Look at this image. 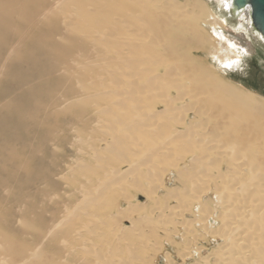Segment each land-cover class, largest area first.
Masks as SVG:
<instances>
[{
  "label": "bare ground",
  "instance_id": "bare-ground-1",
  "mask_svg": "<svg viewBox=\"0 0 264 264\" xmlns=\"http://www.w3.org/2000/svg\"><path fill=\"white\" fill-rule=\"evenodd\" d=\"M58 17H62V29L58 26ZM200 21L211 27L222 23L199 0L182 3L178 0H0V61L9 51L5 58L8 66L0 67V75L5 71L10 83L23 90L24 102L31 105L30 113L18 114L13 123H19L26 132L39 133L45 150L61 149L74 132L78 146L82 144L84 148L77 152L86 156L72 169L80 177L64 180L75 190L69 194L66 204L59 205L63 206L61 216L57 220L56 214L50 212L51 224L44 227L45 231L31 226L34 232L31 244L15 240L25 237L22 229L15 230L16 236L0 231V264H72L79 258L93 259V264L136 261L138 256L132 248L135 242L127 245L130 240L126 232L118 229L115 232L119 234L113 238L102 237V230L107 226L104 219L113 218L110 204L117 189L129 186L125 182L130 171L122 172L116 165L129 162L138 141L150 144L154 134L166 137L171 129L165 122L174 118L176 110L183 113L177 119L179 128H175L169 146L173 143L182 153L187 146L196 147V138L203 142L209 132L220 140L217 142L215 138V143H221L214 160L223 165L216 168L217 176H208L210 181H221L212 188L225 217L222 224L227 232L220 236L227 255L215 264H264V100L242 86L236 87L211 68H202L190 57L193 47L204 49L209 45L217 50L213 59L227 63L228 55L232 57L222 44L214 45L199 30ZM177 31L187 33L189 38L179 41ZM13 40L18 43L10 48L9 41ZM19 45H26V49L20 52ZM31 78L37 81L32 82ZM169 87L174 96L169 93ZM8 90L0 88V100L9 94ZM177 103L181 105L175 106ZM3 108L10 110L11 105L6 103ZM57 121L60 127L48 124ZM198 128L201 132L197 134ZM169 146L164 145L153 153V149L149 150L147 163L173 156ZM48 155L56 158L51 152ZM200 157L193 154L187 159L184 154L180 160L184 169L190 167V170L195 165L207 169L203 163L205 158ZM13 159L18 162L11 165L13 171L2 173L10 180L27 171L18 161L19 157ZM186 160L192 166L188 167ZM45 161L41 157L37 162L44 166ZM5 165L1 166L4 172ZM48 170L59 172L61 168L55 160L49 162ZM177 175L184 177L180 171ZM23 176L20 178L27 180L28 186L42 181L38 182L35 175L37 178L29 182L28 172ZM80 179L84 182L79 183ZM15 185L13 192L5 190L4 193L7 185L0 180V190H3L0 198L7 201L10 192V200L14 197L17 200V191L20 188L22 191V185L17 182ZM45 200L49 201L47 197ZM45 200L39 201L40 206ZM161 209L163 217L174 213L168 207ZM125 210L118 213L123 214ZM23 215L20 218L26 214ZM17 216L13 210L9 224ZM8 220L0 216L1 223ZM90 220L94 221L91 225ZM25 228L31 230L28 225ZM59 237L65 245L62 250L55 245ZM46 238L50 242L45 246ZM187 258L183 256V264Z\"/></svg>",
  "mask_w": 264,
  "mask_h": 264
},
{
  "label": "rangeland",
  "instance_id": "rangeland-1",
  "mask_svg": "<svg viewBox=\"0 0 264 264\" xmlns=\"http://www.w3.org/2000/svg\"><path fill=\"white\" fill-rule=\"evenodd\" d=\"M178 1L181 3L183 2V0H178ZM187 1L193 2V0H187ZM199 1L205 4L210 9L211 13L222 21V23L216 27H211L210 25H207L200 21L198 22L199 30H201L204 34H206L207 35L206 37L211 42L215 43L214 45L218 46L222 44L221 46L226 48L232 57H229L228 55L227 63L219 62L215 58L213 59L217 50L215 46H211V45L206 46V48L204 49H198L196 47H193L189 53L190 57L193 58L197 63V65L201 66L202 68L205 69L211 68L210 70H214L219 76H222L223 78L229 80L236 87L242 86V88L258 95L264 100V46L261 43H259L256 40V38L252 35L248 26L247 16L243 14L237 19L230 18V16L228 15L229 13L226 9L227 0H199ZM60 18L58 17L57 22H58V26L59 27L61 26L60 28L62 29L63 28L62 27L63 25L61 23L62 17ZM14 27L16 28L17 26L15 25ZM176 34L178 35L179 37L178 39L181 42L189 38L188 34L184 33L183 31L182 32L177 31ZM9 42H10L9 43L10 48H13L18 43L16 40ZM18 47H20L19 49L20 52L26 49V45H21V46L19 45ZM8 52L9 51H6L3 54L2 60L0 61V65H1L0 67L8 66L7 63L8 60L6 61L5 59L8 56ZM31 80L32 82L37 81L36 78H31ZM4 86H6V88ZM0 88L9 89L8 91H10L9 94L6 93L5 96L2 98V100H0V152L3 150L2 151L3 153L2 152L0 153V170L2 169L1 168L2 164L7 165V166L5 165L7 171L6 170L5 172L2 170L0 171L1 172L0 180L5 181L7 185V187L5 186L7 189H4V193L5 190L6 191L11 190V192H13L14 187L16 186L15 185L16 182L17 184L19 183L22 185V191L21 188L19 189L21 193L19 192V190L17 191L19 195V197L17 196L18 198L16 197L17 200L14 201L15 197L13 200H10V195H11L10 192L7 201H5V199L3 198V200L5 201L4 202L2 198H0V216H2L5 220H8L13 210L16 211V213H18L19 215L15 219H12L11 224H9L10 223L9 220L6 221L5 223L0 222V231L4 232L9 236L12 235L16 236L15 230L22 229L20 231L23 232L25 236L23 238L25 239L21 238L20 236L15 238V240L19 242L21 239L22 242L28 244L30 242L31 244V240L33 241L32 235L34 233L32 227L33 228L35 227L34 229L38 228L45 231L46 229L44 227L47 228V226L51 224V222L49 223L48 221L49 218L48 214H50V212L52 213L53 211L56 214L57 220L61 216L60 214H62L63 212V206H59V205H62L64 203L66 204V202L70 200L69 196L75 190L74 187L67 185V183L64 180L65 178L80 177L79 173L74 172L72 169L74 168V166L76 167L77 163L81 158L85 159L86 156L82 153L77 152L79 148L81 147L83 148V145L81 144L78 146V142L75 140L76 134L74 132L71 133L70 138L68 139V143L66 145H64L63 147L61 146L62 148L59 146L62 150L56 149L57 150L56 151L54 149L55 151L54 152L52 147H50L48 150H45L40 142L41 136L39 135V133L36 132L31 133L28 131L26 132L19 123H13L14 122L13 120L17 117L18 114L26 115L28 114V112L30 113L31 105L26 103V101L24 102L25 97L23 94V90L20 88H15L10 83L9 77L7 76L5 71L3 74L0 75ZM170 90L171 88L169 89V93L172 96H174V91L173 90L170 91ZM6 103H9L11 105L10 110L6 111V109L3 108V105ZM180 105H181L180 103L175 104V106H180ZM182 113L183 111L181 112L176 110L173 116L174 120L171 117L170 120L169 119L166 120L168 121V123L167 122L165 123L171 129V131L169 132L168 135H166V137L164 136L162 137L159 134H158L159 136L158 135L155 136L154 134L156 140L153 139L154 138L153 136L150 144H146L147 142L141 140L138 141L136 143L137 145L136 147L142 149L143 151L142 150L140 151V149L134 147L135 152H131V154L133 153V155L130 154V157L128 159L129 162L128 163L122 162V164L120 162L119 163L120 165L119 164L116 165L117 169L121 170L122 172L130 171V173H127L128 175H126V182H125L126 184L128 183L127 185L129 186L127 187V189L125 188L126 190L117 189V192L114 196V200L112 201L113 204L112 202L110 204V207H112L113 209L112 210L113 214L110 213L109 214L113 215V218L104 219L107 226L104 227L102 230L103 232L102 237L103 239L104 238L111 239V237L112 238L114 237L113 235L116 236L119 234V232L116 233L115 231L120 229L126 232V234L129 237L130 241H127L128 243L127 245H130V243L133 244L135 242L132 248L135 251V256L136 257L138 256L137 257L138 259L136 261L129 260L130 263L128 261V263L126 264H183L182 261L183 256H185L186 258L188 257L186 259L187 262L185 261L186 264H215V262H217V260H219L220 257L227 255L226 249L223 248L224 241L220 236L227 232V229L224 227L225 224L224 225L222 224L225 223L224 221L225 217L223 218V216L221 215L222 209L218 203V199L215 197L216 193L214 191L215 184L216 183L219 184L221 181L220 182L218 180L214 181L213 179L211 181L209 180L211 176L213 175L217 176L218 168L222 167L223 165V163H219L216 160H214L217 159L216 158V156L218 155L217 150L219 151L220 149L219 146H221V143L220 142L217 143L220 140L207 130L209 133L204 137L203 142L199 138H196L194 140V142L196 141V144L198 143L197 145L194 144V146L195 145L196 147L199 146L198 148L190 147L189 149V147L187 146L188 148L186 147V149H182V151L185 150L183 151L184 153L183 152L181 153L180 152L181 150L178 149L176 146H173V143L171 146H169L168 144L171 142L170 139H172L174 135L175 128L176 129L179 128L177 119L182 116L181 115ZM190 118H192V115H190ZM48 124L53 125L54 127L61 126L60 121L50 122ZM195 131L197 132V134L201 132L199 128L196 129ZM215 138L217 140L216 143L214 142ZM200 141L202 143H200ZM151 144H153V146ZM212 144H214L215 146ZM160 145L169 146L170 151L171 150L173 151L171 152L173 156L169 157L166 160L158 161L156 159L153 162V163L156 162L155 164L147 163V159L148 156L150 155V152L152 151L153 153L155 150L156 151L159 150L158 148L162 147ZM141 146L146 147V150ZM4 147H6V149ZM151 147H154L155 149ZM216 147H218V149ZM213 150L217 152L216 155L214 154L215 152H213L212 154ZM10 151L11 152L13 151V153H10ZM7 152H8V157H7ZM33 152H35L38 155H36ZM50 152L53 155L55 154L56 158L53 157L52 159L51 156L49 157L48 154ZM145 152L147 153V156ZM189 153L192 154L190 155ZM184 154H185V158L187 159L191 157L193 154L201 156L200 158L202 157L205 158L206 162L203 163L205 167L207 166V169L204 167L203 169L200 165L199 166L195 165V167L194 166L192 167L193 170L192 168L189 170L190 168L189 166L190 165L192 166V164L191 161L188 160H186L187 163L185 164H187L189 168L188 169L186 168L187 170L184 169L185 165L180 160L181 158H183ZM16 156L17 158L19 157L18 161H20L27 169V171L22 173L23 174L26 173L27 175L28 172L27 178L30 177L28 181L29 182L33 181L38 177L36 179V180L39 179L38 182L42 180L40 184L33 183L34 185L33 184L30 185L28 183L29 184L28 186L26 184L27 180L23 178L24 176L22 173L20 174L21 176H23L22 178H20L21 176L19 177L17 176L16 178L18 179L14 178L12 180L7 178L6 174L12 172L14 169L13 166H15V164L18 163L16 160L14 161L13 159V157ZM41 157H45L46 159V161L43 163L44 166L41 165L42 162H37L39 158L41 159ZM50 159L51 161L56 160V163L58 164V166H60L61 171L50 172L48 170L49 162H51ZM29 160L31 161L33 160V164ZM26 161L28 162L26 163ZM29 168L31 169L33 168L32 169L33 171ZM178 171H180L184 175V177L178 178L177 175ZM2 173H6V174H2ZM30 173L32 174L29 175ZM111 177H106V179H111ZM194 177H196L195 181H194ZM78 181L79 183L84 182L83 179H80ZM43 187L47 189L44 190ZM212 187H214V189ZM211 189L213 191H211ZM1 190H0V194L3 193V190L2 191ZM43 192L47 194L44 195L45 193ZM41 194L43 196L40 197ZM34 196L35 198L33 199ZM38 197H40V200ZM46 197L48 200H49L48 197H50V200H52V202L50 200L46 201L45 200ZM213 197H215V199ZM43 200H45V202L41 203L40 206L39 201L41 202ZM202 204H204L205 206L204 205L202 206ZM167 207L168 209H172L174 211L173 213L174 215L168 214V216L165 215L168 218H165V216L163 217V215L161 214L162 212L159 211V209L162 210L161 208L164 209ZM38 208H41V210L37 211ZM114 208L116 209L114 210ZM124 208L127 209V212ZM11 209L12 211L8 212V210ZM55 210L57 211V213L55 212ZM118 210L119 212L121 210H125L124 211L125 213H123L125 215L123 216V214H119ZM20 212L21 214H19ZM42 212L43 213L45 212L44 213L45 217L42 215ZM23 214L25 215V217H22L23 218L22 219L20 218V216ZM33 215L36 218L33 217ZM220 215L221 217H219ZM41 216H43L44 218H42ZM40 219L42 220V222L39 221ZM20 220H22V222H20ZM90 221H89V225L94 223L93 220ZM25 225L26 226L28 225L29 228L32 226L30 228L31 230H27L28 228H25ZM133 227L134 229H132ZM129 228L131 230H128ZM161 229H164V231L163 230L161 231ZM46 239L43 243V245L45 246L50 242V238H46ZM89 239L90 241H93L91 238ZM93 239L95 241L97 238H93ZM61 240L62 237H59L55 241V245H57L56 248L61 249L65 246L64 241ZM58 241L61 243L59 244ZM167 256L170 260H168ZM90 260L93 264L94 263L93 259ZM90 260L88 261L85 260L84 258H79L73 261L72 264H91Z\"/></svg>",
  "mask_w": 264,
  "mask_h": 264
},
{
  "label": "water",
  "instance_id": "water-1",
  "mask_svg": "<svg viewBox=\"0 0 264 264\" xmlns=\"http://www.w3.org/2000/svg\"><path fill=\"white\" fill-rule=\"evenodd\" d=\"M226 9L233 19L245 14L252 35L264 46V0H227Z\"/></svg>",
  "mask_w": 264,
  "mask_h": 264
},
{
  "label": "flooded vegetation",
  "instance_id": "flooded-vegetation-1",
  "mask_svg": "<svg viewBox=\"0 0 264 264\" xmlns=\"http://www.w3.org/2000/svg\"><path fill=\"white\" fill-rule=\"evenodd\" d=\"M229 15V14H228ZM230 16V15H229ZM231 18V17H230Z\"/></svg>",
  "mask_w": 264,
  "mask_h": 264
}]
</instances>
